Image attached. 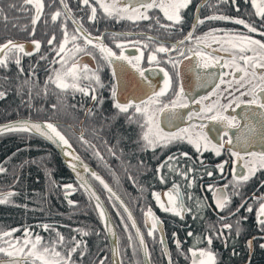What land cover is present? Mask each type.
Returning a JSON list of instances; mask_svg holds the SVG:
<instances>
[{
  "label": "snow or ice",
  "instance_id": "6c2138e0",
  "mask_svg": "<svg viewBox=\"0 0 264 264\" xmlns=\"http://www.w3.org/2000/svg\"><path fill=\"white\" fill-rule=\"evenodd\" d=\"M243 3L241 8L237 0H215V3L206 0L195 5L194 13L191 12L192 0H75L71 6L67 0H59L58 4L56 0L8 3V9L25 13L30 25L20 26L21 31L28 33L27 39L6 38L0 42V71L5 73L2 79L5 84L9 82L10 65L14 64L18 79L16 91L21 94L27 87V106L37 118L29 115L0 124V135L19 133L28 139L39 136L55 145L74 173L72 183L59 185L67 204L77 210L83 206L85 212H94L96 226H77L71 229L69 238L58 230L56 222L37 221L34 226L0 228V253L8 257L0 260V264H84L90 251L84 237L90 231L110 241L105 256L97 254L92 264L97 261L99 264H154L155 248L149 251L146 237L152 238L155 245L157 234L161 253L158 264H163L164 258L167 264H174L164 244L163 222L152 204L137 196L145 235L113 188V183H125L146 196V182L141 183L139 177L149 170V165L139 156H147L149 150L153 157L157 151L168 152L151 169L155 181L171 185L163 194L154 188L151 190L156 207L180 219L186 213L203 216L205 211L217 217L206 225L203 233L196 234L186 252L182 251V241L173 232L171 239L177 256L183 255L186 262L190 259V264H219L218 252L212 248L213 239L226 241L228 237L223 230L231 232L233 227L239 235L241 221L247 220L248 214L253 212L255 226L264 234V192L249 196L245 188L253 178L259 181L258 186H264V0H250L251 10L249 0ZM203 8L210 14H204ZM0 19L9 20L2 7ZM102 22L104 28L100 30L98 25ZM114 22H133L132 27L136 28L146 22L144 27L157 35L139 30L116 31ZM221 22L232 26H212ZM133 36L143 38L130 40ZM129 45L137 46L135 57L125 55L124 49ZM32 53H36L37 63L29 64L27 77L20 81L19 74L25 72L22 57H31ZM81 56L90 57L94 66L81 63ZM144 58L149 68L163 73L158 85L148 78L141 66ZM105 66L111 69L112 79L117 77V72L126 76L129 68L134 70V78L139 77L131 87L127 81L119 90L116 84L111 85L108 109L103 107L105 97L98 91L105 87L101 77ZM41 70L45 72L42 81L37 75ZM197 88L205 89L204 93L193 94ZM9 90L0 87V98L6 97ZM34 97L44 99L46 105L34 107ZM69 97L74 102L70 103ZM86 98H90L87 106ZM191 105L196 107L189 111ZM236 109H242L239 120L237 115L230 114ZM105 111L110 115H103ZM80 112L83 115L78 118V124L61 122V115L75 118L73 113ZM90 120L95 123L86 128ZM207 122L223 128L218 142L205 131ZM162 125H166L167 130ZM233 128L236 129L234 136L229 135ZM30 147L25 143V148ZM173 147L177 148L175 153L168 151ZM125 148L130 151L126 153ZM180 148L186 150L180 151ZM77 149L94 160L102 171L85 163ZM206 151L216 157L226 152L228 159H221L213 170L206 172L210 182L203 187L211 193V203H205L208 198L197 197L194 207H189L185 196L188 194L191 202L190 191L196 173L204 171ZM50 155L45 152L28 163L46 166ZM194 158L200 160V165H194ZM226 164L230 165V176L225 174ZM240 166L243 171L237 172ZM132 167L136 168L135 174L129 171ZM165 167L168 171L162 170ZM118 169L124 170L123 176ZM0 174L7 176L3 164H0ZM177 176L183 179L186 191H182ZM12 177L14 184L21 180L17 171L12 172ZM93 181L107 201L101 199ZM70 193H79L81 200L68 198ZM18 194L11 190L0 193V204L10 203V198ZM84 197L86 202H83ZM109 205L115 210L114 216L119 217L116 224ZM234 217L238 218L234 220ZM129 222L134 232L130 231ZM118 227L127 233L123 252ZM34 228L48 233V238ZM77 233L80 238L76 237ZM187 235L193 236L192 231ZM253 239L246 241L249 249L253 247ZM260 239L264 240V235ZM201 243L204 246H198ZM259 246L264 249V242Z\"/></svg>",
  "mask_w": 264,
  "mask_h": 264
},
{
  "label": "flooded vegetation",
  "instance_id": "af4514ba",
  "mask_svg": "<svg viewBox=\"0 0 264 264\" xmlns=\"http://www.w3.org/2000/svg\"><path fill=\"white\" fill-rule=\"evenodd\" d=\"M10 2L19 4L22 2V0H0V7H2L4 9V11L7 13V15L9 17V20L7 22H5L3 19H0V42H3L4 39H6V38H12V39L23 41V40L27 39V37H28V33L21 31L20 26L21 25H30V18L26 17V14L23 12H18L15 9H8L7 5ZM46 2H47V0H46ZM58 2H59V0H56L57 4H58ZM67 2L71 6V4L75 3V0H67ZM205 2H206V0H192L191 12L192 13L195 12V10H196L195 5L197 3H205ZM211 2L215 3V0H211ZM237 2L241 5V8L244 7L243 0H237ZM248 7L250 9V0H249ZM226 10L227 9H225V11ZM201 11L204 12V14H210V12L207 8H203V9H201ZM252 11H254V10H252ZM233 14H235L234 9H233ZM70 23L71 22L69 21V24ZM38 24H39V22H38ZM132 24H133V22H114L113 30H116V31H133V32L139 30V31H147V32H149L150 35H157V33L154 30H148V29H146V27H144L146 22H141L140 26L138 28L132 27ZM212 26L224 27V26H232V25L225 24L224 22H221L219 24L214 23ZM98 27L100 30H103L104 23L102 22L100 25H98ZM28 31H31L30 27H29ZM39 34H40L39 32L36 34L37 38L39 37ZM142 38L143 37H135V36L129 37L130 40L142 39ZM28 42L30 43V40ZM26 50L31 51V48L26 47ZM114 50H116V49H114ZM124 52H125V55L135 57L138 54L137 53V46L129 45V46L125 47ZM80 60H81V63H89L90 67L94 66V63L91 62L90 57L81 56ZM30 63L31 64L37 63L36 53H32L31 57H22V66L25 69V72L19 74V80L23 77L24 78L27 77V69H28ZM40 63H42V62H40ZM140 63H141V66L144 68L145 73L148 76V78L154 84L158 85L160 83V81H162V79H163V73H161L158 69L153 70V69L149 68L148 63L146 62V58L142 59ZM12 65L14 67V64H12ZM161 66H163V65H161ZM129 71H128L129 74L126 75L127 77L130 76L131 72L132 73L134 72V70H132L131 68H129ZM118 74H120V73L118 72ZM12 75L13 76L11 78L13 79V81L16 84L18 82V79H17V71H16L15 67L13 68ZM37 75L40 78V80H43L45 72L43 70H41L37 73ZM2 77H3L2 71H0V80L2 79ZM101 77H102V81L105 84V87L103 89H98V91L100 92L101 95H103L105 97V100L103 102V107L105 109H108L111 107V104H110L111 93L109 91V88L111 87L112 84L117 85V83H116V79L111 78L112 77L111 69H108L106 66H105V68L101 69ZM0 87H1V84H0ZM14 91L15 92L13 94V96H14L13 99H15L17 101L18 93L16 91V87L14 88ZM204 91H205V89L197 88V89H195V92L193 94H201L202 95L204 93ZM5 98L6 97L0 98V124H4V123H7L8 121L24 118V117H19L18 115H13L11 117L8 113L4 112L2 104L5 100ZM76 99H78V100L80 99L79 94L76 95ZM88 104H90V98H86V106ZM195 107H196L195 105H191L188 110L190 111ZM241 110L242 109H236L235 112H230V114L237 115V119L239 120V112ZM103 115L107 116V115H110V113L105 111L103 113ZM161 117H163V114H161ZM185 123H187V121H185ZM241 123H243V122L241 121ZM162 126L165 127V130H167L166 125H162ZM217 129H219V131H217ZM113 131H115V129H113ZM205 131H209L210 136L212 137L213 141L218 142L219 137H220V133L223 132V128L219 124H215L214 122H207L205 125ZM235 132H236L235 128L230 129L229 135L234 136ZM101 134L104 135V133H101ZM224 139L226 141L227 137H225ZM113 142H114V140H113ZM124 143H127V142L125 141ZM256 148L258 150L260 148V146L257 145ZM184 150H186V149L180 148V151H184ZM129 151H130V148H125L126 153H128ZM168 151L175 153L177 151V148L173 147V148L169 149ZM167 154H168L167 151H165V152L157 151L156 157H153L151 154V150H149V153L147 156L140 154L139 159L144 160L147 163V165H149V170L146 172H142L140 177H139V179L141 180V183L146 182V185H145L146 189H147L146 196L143 194H138L136 191H133L132 188L128 187V185L125 183H121L119 185L113 183V188L118 193V195H120V197L124 200L125 205L130 209V211H132L133 217L137 222V226L141 228V231L144 232L145 235H146V229L143 226V215H142V212L140 210V202L137 200V196L140 195L141 200H146L147 202H150L153 206L154 211L156 212V214L160 217L161 221L163 222L166 245L172 254V259L174 261V264H190V259L186 262L185 257L183 255L177 256L175 246L172 243L171 234L173 232L177 233L178 238L182 241V251L186 252L187 248L192 245L193 239L195 238L196 234L197 233H203L205 231L206 225L212 221H215L217 219V217L215 214H210L208 211H205L203 216L194 217L192 214L186 213L184 218L180 219L179 217H175L171 213L162 212L158 207L155 206V201L151 199V195H150L151 190L154 188L155 191L163 194L165 191H167V189L171 185L170 184L163 185V184H160L158 181H155L153 179V173H152L151 169L154 168L157 163L162 161ZM190 155H191V153H190ZM127 159H128V157H127V155H125V160H127ZM221 159L227 160L228 154L226 152H223V151L221 152L220 157H216L214 154L209 155L208 151H206L203 154V169H204V171H203V173L199 172V171L196 173V179H195L193 186L191 188V191H190L191 202H189L188 194H186V196H185V202L189 205V207H194V205L197 202L196 201L197 197L208 198L205 200V203H211V201H210L211 193H209L203 187V185L206 182H210V178L206 175V172L209 170H213L214 165L216 163H219V161ZM93 162L95 163L94 160H93ZM86 163H88V162H86ZM132 163L135 164V160H133ZM182 163H184L183 158H181V160H180V164H182ZM193 163H194V165H200V160L194 158ZM0 164H3L6 167L7 172L12 173L13 171H17L21 174L20 171H22V169H18V166L14 165V162H13V165H11L10 162L5 161L3 159H0ZM180 164H177V166H180ZM94 169H96V168H94ZM162 170L168 171V169L166 167ZM118 171L120 172L121 176L124 175L123 169H118ZM129 171L131 173L135 174L136 168L132 167L129 169ZM236 171L242 172L243 171L242 166L237 167ZM225 174H226V176L231 175L230 165H228V164L225 165ZM4 177L5 176L3 174H0V193L7 192V191L12 189V185H9V184L3 185L4 184L3 183ZM11 177L12 176H9V179H11ZM176 179L180 182L182 191H186V185L184 184L183 179L178 177V176L176 177ZM221 183H223V181H221ZM62 184H64V183H62ZM93 184H94V186L97 187L98 194L101 195V199L107 201V197L104 194H102V192L99 191V186L96 185L95 181H93ZM258 184H259V181L255 178H253L250 182H248L245 185V188L247 189L246 194H248L249 196H252L253 194L259 195V194H261V192H264V186H258ZM55 185H57V184H55ZM15 187L18 188L17 190H22L24 188L25 191H30L29 192L30 195H33L34 192H32V191H34V188H35V186L33 184H29V183L23 184L20 182H18V184H16ZM60 191H62V189ZM74 194L75 193H72V195L69 198L73 197ZM62 195L64 197L63 191H62ZM162 198H163V196H162ZM65 201H66V199H65ZM29 203H30V205L27 209L23 208V207L16 208V210L18 211V213H17L18 215L17 214H14V215H17L16 218L18 220L16 221L15 217L13 215L12 218H13L14 222L11 224L10 227H16L17 225H24V224L33 225V226L35 225L34 219H33V214L36 212V206L32 202H29ZM109 208H110V211L113 212V217H114L113 223L116 224L119 221V217L114 216L115 210H112L110 205H109ZM38 209H41V208H38ZM26 210L28 212L27 215L25 214ZM241 212H243V209H241ZM1 214H3V204H0V218H1V222H2ZM237 218L238 217H234L233 219L235 220ZM45 221L50 223V220L48 218H46ZM1 222H0V228L6 229V228H4L3 225H1L2 224ZM225 222L232 223L233 221H225ZM216 227L218 229L219 224H217ZM129 228H130V231L134 232V230L131 229L130 222H129ZM118 229H119V227L117 228V234L120 236L121 250H122L123 246H125L127 233L123 232L124 235H121V233ZM34 231H39L42 236H44L46 239L48 238V233L44 232L42 229H35L34 228ZM59 231L63 232L64 229H61ZM189 231H192L193 236L189 237L187 235ZM223 231H224L225 235L228 237V239L225 241L223 239L218 240V239L214 238L213 244H212L213 250L218 252L219 264H250V261L254 257L256 250L259 251V249H261L259 246L260 243L264 242V240L260 239V237L264 234L260 233L259 229L255 226L254 212L251 214H248L247 220L241 221V232L239 235L236 234L235 227H233L231 232H229L227 229H225ZM122 237H124L123 241L121 240ZM250 238H255L252 240L253 247L251 249V252H250V249L248 248L247 243H246V241H248ZM87 239L88 238H86L85 240L89 246L90 251L87 254L86 258L84 259V264H92V261L96 258L97 254H99V256H101V253H102L101 257L105 256V243L103 244L102 248H99L98 247L99 241H97L98 237L94 234V232L91 236V241H89ZM159 239H160L159 235L157 234V236H156L157 242L154 245L152 242V238L146 237V242L148 243L149 251L152 252L153 248H155L154 264H158V261H160V259H161ZM106 242H107V249H108L107 239H106ZM198 246H204V245H203V243H201ZM262 250H264V249H262ZM129 252H130V249H129ZM187 255L190 258L191 254L188 253ZM249 255H250V257H249ZM6 259H8V257L5 256L4 254L0 253V260H6ZM97 264H99V261H97ZM163 264H167L166 259L163 260Z\"/></svg>",
  "mask_w": 264,
  "mask_h": 264
},
{
  "label": "trees",
  "instance_id": "16d2710c",
  "mask_svg": "<svg viewBox=\"0 0 264 264\" xmlns=\"http://www.w3.org/2000/svg\"><path fill=\"white\" fill-rule=\"evenodd\" d=\"M10 67L11 71L10 73H8L10 75L9 82L5 84L3 79L0 80L1 87L10 89L2 104L3 110L11 117L13 115H18L19 117H28L29 115H31L33 119H36L37 117L35 116V114L31 113L30 109L27 106V87L24 88L21 94H18L17 101L13 99V94L15 92L14 88L16 84L11 78L13 76L12 72L14 67L13 65H10ZM2 75H5L3 71ZM23 79L25 78H21L20 81H22ZM69 102H74L71 97H69ZM32 104L35 107L40 104L46 105V102L42 98L34 97L32 100ZM82 114V112L73 113V117L75 118H65L63 115H61L60 119L62 123L67 122L69 124H77L79 122L78 118ZM98 120L99 117H96V121ZM94 123L95 121L93 120L86 122V128H89ZM96 127L98 128L99 125L96 124ZM25 143L31 145V147L25 148ZM75 147L76 145H74V148ZM45 152L51 154L47 158L48 162L46 166H38L35 163H28V161L32 160L33 158L40 157ZM77 154L81 155V158H83L85 162H88L90 166L96 168L98 171H102L98 166H96L93 160H89L79 149H77ZM105 155L107 154L105 153ZM6 157H8L7 161L10 162L11 165H13L14 162V165H17L18 169H22V171H20L21 180L19 182L23 184H33L35 188L34 191H32L34 192L33 195H30V191H25L24 188L22 190H17L18 188H16L15 186L18 183L14 184L13 177L9 179V176H12V173L7 172V176L4 177L3 185H12L11 191L17 192L19 194L11 197L10 203L3 204V214H1L2 222L1 218L0 222L2 223L1 225H3L4 228L11 226V224L14 222L12 217L14 214L18 213L16 208L23 207L27 209L30 205L29 202L34 203L36 206V212L33 214L34 223H36L37 221L46 222L45 220L46 218H48L50 220V223H57L58 230L64 229V231L61 233H63L66 238H69L72 235L71 229L77 226H89L90 228H95L96 220L94 212H91L90 210L85 212L83 206H81L77 210L74 207H70L65 201V198L62 195V191H60L62 188L59 185H61L62 183H72L73 180L70 174L62 165V162L57 153L53 149H51V147L47 143L36 136L28 139L19 133H7L0 135V159L5 160ZM22 164L23 166L21 167ZM71 199L80 201L81 196L79 193H75L74 196L71 197ZM86 200L87 198L84 197L83 202H86ZM24 205H27V207H24ZM27 213L28 212L26 210L25 214L27 215ZM17 215H14L16 221L18 220L16 218ZM118 230L120 231V228ZM120 233L121 235H124L123 232L120 231ZM92 234L93 232L90 231L89 235L84 237V239L88 238L87 240L91 241ZM76 237L80 238L78 233L76 234ZM121 240L123 241L124 237H122ZM97 241H99V248H102L103 244L105 243L106 254L108 251L106 239L103 237V235H101L100 237H98ZM121 251H125V246H123ZM250 264H264V250H256V253L251 259Z\"/></svg>",
  "mask_w": 264,
  "mask_h": 264
},
{
  "label": "water",
  "instance_id": "95a60500",
  "mask_svg": "<svg viewBox=\"0 0 264 264\" xmlns=\"http://www.w3.org/2000/svg\"><path fill=\"white\" fill-rule=\"evenodd\" d=\"M129 72L127 74H129ZM115 79H116V83H117V89L119 90L121 87L124 86V83L126 81H127L128 85H129V87H131L139 79V77L134 78L132 72H131L129 77H127V76L125 77L124 75L118 74V72H117V77ZM36 137H38L39 139H41L44 142H46L51 147V149H53L58 154V156H59V158H60V160L62 162V165L65 168V170H67V172L71 175L72 179L74 180V173H72L71 169L67 166V160L65 159L63 153L58 148H56L55 145H52L50 142H47L42 137H39V136H36ZM62 191H63V189H62ZM71 195H72V193L69 194L68 198ZM125 216H126V214H125ZM130 224H131V222H130ZM107 241H108V245H109L110 241L108 239H107ZM111 242L114 243L115 241L113 240ZM164 244L166 245L165 238H164ZM250 252H251V249H250ZM164 259H166V258H164Z\"/></svg>",
  "mask_w": 264,
  "mask_h": 264
},
{
  "label": "bare ground",
  "instance_id": "6f19581e",
  "mask_svg": "<svg viewBox=\"0 0 264 264\" xmlns=\"http://www.w3.org/2000/svg\"><path fill=\"white\" fill-rule=\"evenodd\" d=\"M249 257H250V255H249Z\"/></svg>",
  "mask_w": 264,
  "mask_h": 264
}]
</instances>
